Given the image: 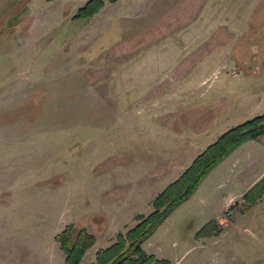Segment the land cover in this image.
Returning <instances> with one entry per match:
<instances>
[{"label":"rangeland","instance_id":"1","mask_svg":"<svg viewBox=\"0 0 264 264\" xmlns=\"http://www.w3.org/2000/svg\"><path fill=\"white\" fill-rule=\"evenodd\" d=\"M105 1L74 19L87 0H0V264H66L68 224L96 236L90 264L215 141L196 131L264 114V0ZM263 179L264 135L142 247L171 264H264ZM213 220L220 233H200Z\"/></svg>","mask_w":264,"mask_h":264},{"label":"trees","instance_id":"2","mask_svg":"<svg viewBox=\"0 0 264 264\" xmlns=\"http://www.w3.org/2000/svg\"><path fill=\"white\" fill-rule=\"evenodd\" d=\"M105 3V0H87L73 18H90ZM262 135H264V114L252 117L222 133L192 160L178 178L155 196L152 200L153 209L148 215H136L137 223L126 232L119 231L114 241L107 247L99 248L95 260L90 264H171L169 259L158 258L154 253H148L142 247V243L149 238L172 208L191 195L207 172L226 154L244 140H257ZM256 189L258 193H264V179ZM256 199L257 197L254 196L252 200ZM212 232L220 233L214 220L200 231L204 235ZM56 240L65 254L66 264H81L97 238L86 227L68 224L56 236Z\"/></svg>","mask_w":264,"mask_h":264},{"label":"crops","instance_id":"3","mask_svg":"<svg viewBox=\"0 0 264 264\" xmlns=\"http://www.w3.org/2000/svg\"><path fill=\"white\" fill-rule=\"evenodd\" d=\"M216 116H217V114H216ZM213 118H214V116H213ZM207 130H202V129H200V130H198V132L196 131V134H195V136H196V139L197 140H199V141H202V140H206V139H209V140H216L217 139V137L220 135V134H217V135H211L212 137L210 138L209 137V133H207L206 132ZM178 134H181V133H178ZM222 134V133H221ZM208 136V137H207ZM205 137H207L206 139H202V140H200L201 138H205Z\"/></svg>","mask_w":264,"mask_h":264}]
</instances>
